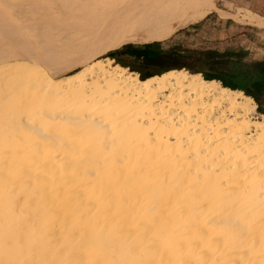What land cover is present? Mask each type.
Instances as JSON below:
<instances>
[{
	"label": "bare ground",
	"instance_id": "1",
	"mask_svg": "<svg viewBox=\"0 0 264 264\" xmlns=\"http://www.w3.org/2000/svg\"><path fill=\"white\" fill-rule=\"evenodd\" d=\"M1 1L13 2L10 17L0 10L7 23L56 68L22 63L0 35L1 74L17 75L8 92L0 74V92L20 105L0 127V264H264L255 101L202 74L142 80L112 59L94 61L198 22L218 0ZM234 17L264 26L252 12ZM30 85L45 100L75 94L82 109L48 113ZM122 103L141 114L126 121L113 107Z\"/></svg>",
	"mask_w": 264,
	"mask_h": 264
},
{
	"label": "rangeland",
	"instance_id": "2",
	"mask_svg": "<svg viewBox=\"0 0 264 264\" xmlns=\"http://www.w3.org/2000/svg\"><path fill=\"white\" fill-rule=\"evenodd\" d=\"M0 2H2V1L0 0ZM4 2L6 4L0 3V10L4 11V12H7V10H8V14H9L8 17H10V13L13 12V8H12L13 2H11V1H10V3H8L9 1H7V2L4 1ZM3 5H5V6L3 7ZM226 5H227V3L225 2V0H218L216 3L217 9L214 10L212 13H210L204 19H202L198 22H195L193 24H189L186 26H181V27L171 29L167 33H165L164 35L157 37V38H164L165 39L162 42H157V43H160V48L164 51L173 52L172 54L174 55V58L171 59L170 61L166 62L164 66H167V67L185 66L183 69L175 68L171 71L183 70V71H186L190 74H191V71L186 67H190L191 70L194 69L197 71H203L206 74L221 73L225 68H227L226 62H228L229 58H226L225 56L214 55L213 56L214 59L210 60L201 54V53H205V52H217L220 55H223L229 51L237 53V57L234 56L233 59L231 60V62L233 63V66L236 69L239 68L241 59H243V61L246 63H254V62L264 61V26H262V27H255V26H250V25L245 26V24L243 22L237 21L234 16H231L230 14H228L224 11L226 9L225 8ZM220 9H221V11H220ZM248 12H251V11L240 10L239 14H246ZM239 14H237V15H239ZM230 17L232 19L228 20L227 18H230ZM0 35L7 38L8 41L13 42V45L15 48L21 49L22 53L25 56L23 58L24 61L23 62L21 61L22 63L28 62V63H25L26 65H28L30 62L31 65H28L30 67L37 64L36 66L39 65V67H42L41 69L44 70L45 73L48 74V72H49V74H55L53 69L56 68V65L54 64L52 67L51 64L48 63L46 60L42 59L41 57L39 58L38 56H36L38 54L32 53L33 47L30 44L25 43L24 39L28 38L29 34L22 33L20 31L16 30L15 28H12L9 25V23H7L6 16H4L1 12H0ZM154 43H156V42H154ZM15 44H16V46H15ZM135 45H144V44H135ZM113 51H115V50H113ZM186 51L192 52L193 55L188 59L180 58L181 57L180 54H185ZM110 52H112V51H109V52L102 54L100 57H97L94 61H96L98 59H101V60L107 59L108 58L107 55ZM91 62H93V61H91ZM87 64L88 63L81 65V66L77 65L68 71H65L61 74H56L53 76L56 77L55 80H60L62 78L65 79L67 76H70V75L78 72L80 69H82ZM113 65H118L115 60H113ZM126 69H128L129 72L137 73L140 76V74L138 72H134L129 68H126ZM1 73H2V71L0 70V74ZM6 74H7V76H6ZM9 74H10V72L1 74V75L6 77V78L2 77L4 79H2L0 77V80L2 79L1 81H3L2 83H5L7 85L6 88L8 87L6 90H8V89L12 90V88L14 87V84L17 83V80L14 77L16 75V73L14 75L13 74L9 75ZM10 76H11V78H10ZM140 78H141V76H140ZM9 79H11V80H9ZM13 79H15V80H13ZM8 80H9V82H8ZM25 82L27 83V81H25ZM76 82H78V81H76ZM0 84H1V82H0ZM0 87H1L0 90L3 89L1 92L5 93V95L7 96V93L9 92V90L6 93L4 84H1ZM32 88L33 87L30 85L29 89L31 91L26 90L28 92L29 96H31V97L35 96V97H37V99L39 101H40V98H42V100L46 99L45 97H40L41 93L39 91H38L39 92L38 93L34 88L33 89ZM110 91L111 90H109V92ZM112 91H113V88H112ZM237 91H240V90H237ZM1 92H0V97H1L0 98V105L2 104V106H4V104L5 105L7 104L8 106L7 105H6V107L0 106L2 108V109L0 108V111L3 110L5 112V114H3V115H2V113H4V112L3 111L0 112V117H1L0 119H2V121H0V127L4 126L5 128H7V126H10V122H9L10 116H8V114L11 115L15 109L17 110L19 108L17 106H20V105L17 104L18 102L12 104L15 101H11L12 103L11 102L8 103L9 101L7 100V97H6L7 101H5V95L3 93L1 94ZM30 92H32V93H30ZM34 92H36V93H34ZM74 95L75 94H71V96L69 95L68 97H66L67 99L65 101H64L65 98H63V101H61V99L58 98V95L50 96L52 98V100H51V98L45 100L46 105H49V106L45 105V107H47L48 113L50 111H51L50 113H53L54 111L58 112L59 109H61V106H64V105L66 108L72 107L76 110L82 109V107L79 105L80 98H78V100H75L72 98V97H75ZM176 96H178V95H176ZM55 97H57V99H55ZM2 99H4V101H3L4 104L2 103ZM26 100L29 102L28 98ZM51 101H53V102H51ZM56 101H57V103H56ZM13 105L15 107L14 109L12 108ZM121 105H123V107ZM125 106L126 105L123 103L113 105V107H115L116 111H119V112L125 111V112H123L124 114L123 113L122 114L125 115L126 121L128 120V117L130 115L132 116V120H133L134 118L139 116V113L141 114V112L139 110H136V109L133 110L132 108L130 109V107L128 108V106H126L127 107L126 108ZM9 107H10V109H9ZM119 109H121V110L124 109V110L121 111ZM216 109L218 110V106L217 105L215 106V104L208 106V110H210V111L212 110L211 112H216L217 111ZM8 110H12V112L8 111ZM127 112L129 113V115ZM134 113H136V114L134 115ZM262 116H264V114H261L258 112V105H257L256 115L254 117V120H259L260 117H262ZM129 119H130V117H129ZM35 122H36V124H40V122L38 121L37 118L35 119ZM131 125H128V126L131 127ZM47 128L50 130H54L55 127L53 128V126H47Z\"/></svg>",
	"mask_w": 264,
	"mask_h": 264
},
{
	"label": "trees",
	"instance_id": "3",
	"mask_svg": "<svg viewBox=\"0 0 264 264\" xmlns=\"http://www.w3.org/2000/svg\"><path fill=\"white\" fill-rule=\"evenodd\" d=\"M164 40V38H154L150 41L127 44L108 53L107 57L115 60L118 65L124 68H129L134 72H138L142 80L162 75L175 68L183 69L185 66H164L166 62L174 58L173 52L162 50L160 48V43H157ZM201 54L210 60L214 59V55L229 58L228 62H226L227 68L221 73L206 74L203 71L191 70L190 67H186L191 71V74H203L204 79L208 81L216 80L225 88L242 91L246 96L251 97L256 102L258 105V112L264 114V61L246 63L241 59L240 66L236 69L231 60L234 56L237 57V53L229 51L223 55L217 52H205ZM180 55V58L188 59L193 53L186 51L185 54ZM157 69L160 70L156 74L153 71Z\"/></svg>",
	"mask_w": 264,
	"mask_h": 264
},
{
	"label": "crops",
	"instance_id": "4",
	"mask_svg": "<svg viewBox=\"0 0 264 264\" xmlns=\"http://www.w3.org/2000/svg\"><path fill=\"white\" fill-rule=\"evenodd\" d=\"M225 2L227 5L224 11L231 16H235L239 14L240 10H244L251 11L256 16L262 17V19H264V0H225ZM227 19L231 20L232 18L230 17ZM245 26L249 25L245 24Z\"/></svg>",
	"mask_w": 264,
	"mask_h": 264
},
{
	"label": "flooded vegetation",
	"instance_id": "5",
	"mask_svg": "<svg viewBox=\"0 0 264 264\" xmlns=\"http://www.w3.org/2000/svg\"><path fill=\"white\" fill-rule=\"evenodd\" d=\"M160 69L154 70L153 72L157 74V72H159Z\"/></svg>",
	"mask_w": 264,
	"mask_h": 264
}]
</instances>
